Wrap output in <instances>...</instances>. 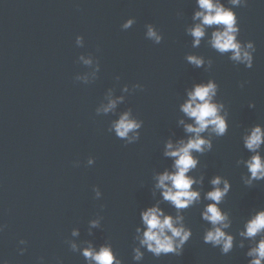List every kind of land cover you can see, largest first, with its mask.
Here are the masks:
<instances>
[{"label": "water", "instance_id": "95a60500", "mask_svg": "<svg viewBox=\"0 0 264 264\" xmlns=\"http://www.w3.org/2000/svg\"><path fill=\"white\" fill-rule=\"evenodd\" d=\"M222 2L232 7L230 0ZM197 10V0H0V259L90 264L82 250L110 243L124 264H248L254 242L239 233L264 209V181L246 183L251 173L242 161L253 153L243 136L264 124V0L234 8L238 39L255 42L252 68L212 48L218 26L208 27L193 46L188 29L199 23L193 19ZM149 24L163 36L160 43L147 36ZM77 36L84 37L83 46ZM189 55L203 57L204 65L190 63ZM211 79L219 85L216 100L228 110L229 130L219 137L202 133L213 149L193 153L199 164L189 175L203 178L193 185L201 198L179 210L193 235L180 256L156 257L144 249L137 262L141 211L159 203L177 215L156 188L157 176L173 170L174 158L165 155L168 141L194 135L180 123H194L181 110L188 92ZM112 100L115 108L104 112ZM126 112L143 123L129 138H119L113 125ZM136 132L139 138L130 140ZM216 176L232 184L220 204L231 220L225 231L236 238L228 254L204 243L212 225L202 213L213 203L206 194ZM93 220L99 225L93 227Z\"/></svg>", "mask_w": 264, "mask_h": 264}, {"label": "clouds", "instance_id": "9594fccd", "mask_svg": "<svg viewBox=\"0 0 264 264\" xmlns=\"http://www.w3.org/2000/svg\"><path fill=\"white\" fill-rule=\"evenodd\" d=\"M248 4V0H230L232 7L226 6L222 0H197L198 9L195 11L193 19L199 21L188 29V33L194 37L193 46L200 45L201 40L207 35L206 29L218 26L212 32L209 43L212 48L220 53L231 52V59L238 63L245 64L247 68H252L254 64V53L256 52L255 42L249 40L244 43L238 39L241 28L239 17L235 7L241 3ZM135 23L134 18L128 19L123 25V29L130 28ZM147 36L154 39L157 43L163 40V36L157 33L156 28L147 25ZM77 44L83 46L84 37H76ZM86 64H91V59H85ZM187 60L197 67L204 65L205 60L201 56L189 55ZM211 67V60L208 61ZM99 71V63L97 64ZM81 79V77H77ZM83 79L86 80V77ZM139 86V85H137ZM243 86V85H242ZM219 90L218 83L211 79L206 83H198L188 92L187 101L181 106V110L194 123H180L185 125V130L192 133L187 140L173 142L169 140L165 155L174 158L173 170H165L158 174L156 188L161 189L164 201H168L177 209V215L167 214L160 204L157 203L147 207L140 213L142 224L136 228V239L139 245L133 249V259L137 262L142 261L145 255L144 249L154 254L156 257L167 254L180 256L183 254L185 244L193 235L192 229L183 223V216L179 210L193 206L200 198L199 190H194L193 185L202 183L189 173L199 164V158L194 156V152L204 153L213 149V142L202 133L210 131L215 136H225L229 130L228 110L226 105L216 100ZM127 91V88H125ZM120 99H123L122 97ZM116 100H112L103 109L108 112L115 108ZM249 107L254 108L252 103ZM142 121L131 118V112L124 113L113 125L116 135L119 138H129V134L141 128ZM139 138V133L131 137L130 140ZM244 147L253 155L247 160L242 161L250 176L246 178V183L251 185L255 181H264V124H256L246 129L243 136ZM95 158H89V164L94 163ZM213 190L206 194V199L213 201L208 204L202 213V218L208 221L212 227L204 235V243L211 244L213 247H220L223 254L230 253L236 247V238L225 229L231 227L229 214L221 209L220 204L229 194L232 188L231 181L222 176H216L211 181ZM223 185V187H221ZM97 196L101 195L99 187L96 189ZM93 227L99 225V220L91 222ZM4 226L0 225V232ZM79 231L74 230L73 235H78ZM240 236L253 241L246 255L251 259L248 264H264V209L257 211L244 225L240 231ZM259 240H256L257 237ZM21 244H27L26 240H21ZM73 247H77L73 244ZM239 247H244V242L239 243ZM23 254L26 249H20ZM82 255L89 260L90 264H124V261L116 255L112 245L102 244L97 250L91 244L82 250ZM0 264H8V261L0 259Z\"/></svg>", "mask_w": 264, "mask_h": 264}]
</instances>
